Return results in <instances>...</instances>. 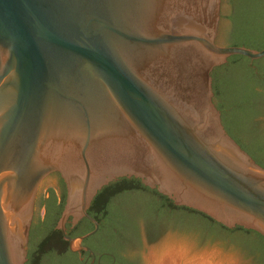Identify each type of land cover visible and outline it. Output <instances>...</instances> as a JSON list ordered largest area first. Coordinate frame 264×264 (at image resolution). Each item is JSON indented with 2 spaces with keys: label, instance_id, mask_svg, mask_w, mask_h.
Listing matches in <instances>:
<instances>
[{
  "label": "water",
  "instance_id": "obj_1",
  "mask_svg": "<svg viewBox=\"0 0 264 264\" xmlns=\"http://www.w3.org/2000/svg\"><path fill=\"white\" fill-rule=\"evenodd\" d=\"M225 29L226 0H0V264L27 261L49 179L71 251L123 177L264 237V169L226 132L211 77L264 47L222 46ZM83 218L95 228L67 237Z\"/></svg>",
  "mask_w": 264,
  "mask_h": 264
},
{
  "label": "flooded vegetation",
  "instance_id": "obj_2",
  "mask_svg": "<svg viewBox=\"0 0 264 264\" xmlns=\"http://www.w3.org/2000/svg\"><path fill=\"white\" fill-rule=\"evenodd\" d=\"M235 5L237 8L236 21L240 22V19L244 17L249 11H253L260 6H263L264 0H235ZM220 9H221V1H220ZM220 19L221 18H219V25H220ZM261 28H262V23H261ZM262 37H263V33H262ZM263 46H264V37H263ZM246 59L251 63V66L249 67V74L245 81V87H247V91H248V98H247L248 101L246 105L240 106L241 108L233 107L232 109L233 111H230V117L233 119L235 116L239 114L238 111L253 110L256 112L259 111V113L258 115L252 116L249 119V121L257 118L263 119L264 118V57L257 60H250L248 58ZM218 68L219 67L215 68L211 73L212 85L214 82L213 80L214 71ZM236 71H237V66H233L231 70L216 75L215 79L216 80L219 79V81H223L228 78H233L234 80H238L237 77L238 75L236 74ZM239 96L240 93L237 96H234L232 99L227 98L225 102L229 105L231 104L235 105ZM249 134L250 133L248 132L246 136L249 142L251 143L252 139L255 137ZM262 134L263 135L261 137H258L259 139H264V132H262ZM50 176L59 179L61 182H63L60 174L58 173L50 174ZM123 178H119L115 181H112L103 188H105L104 190L106 197L108 200L112 202L113 208L119 211L121 214H124L127 217V220H129V218L133 214L132 203L123 200L121 195H123L124 192L118 191L117 188L115 187L117 184H119V182H121ZM127 179L139 180L134 177H130ZM103 188L101 190H103ZM46 197L49 196L47 195ZM51 197L52 195H50V198ZM62 200H65V196L64 197L62 196ZM158 202H161L163 206L157 207L156 209H152L154 210V212L157 213L158 216L164 215L167 216L168 219L175 217V219L178 222L184 224L186 223L185 222V219L187 218L186 216L193 214L197 217L198 215L206 217L208 220L213 222L211 218H209L208 216H206L205 214L199 211H196L194 209L185 206L174 205L173 201L167 197L159 198ZM45 203L43 202L40 206V208L44 209V214L37 224L38 232H36V237L34 242H31L30 240L32 234V228L34 225V216L31 222L28 244H27V261L25 262V264H143L142 253L140 249L136 248L135 250L129 252L125 248L126 243H128L129 241L128 235L119 234V238H117L116 241H113L112 239H110L109 236L105 234H101L99 232L100 225L98 222H97L98 227L96 232L80 241L81 246L85 247L86 249L71 251L69 248V241L64 239L62 232L56 229L55 225L51 226L50 229H46V230L42 228V226L45 225V223L47 224V220L49 219L50 216V209L47 208ZM140 204L144 205L143 202H140ZM58 207H61V211H62L63 204L62 206L59 204ZM158 208L159 210L157 212ZM187 211H190L191 213H187ZM192 219L195 224H198L196 222L198 219H194V218ZM136 224L139 227V221L136 222ZM94 228L95 226L86 218L80 219L75 225H70L69 222H66L65 235L70 238H77L86 235ZM111 232H115V231L111 230ZM119 232H141V230L140 228H138L136 229V231H130L129 229L127 230L121 228ZM152 232H157V230H152ZM162 232H188V230L167 229ZM162 238L163 236L160 237L159 239H156L153 242L148 243L147 246L152 247L155 244L161 243L163 240ZM29 256L30 257L34 256V259L29 258Z\"/></svg>",
  "mask_w": 264,
  "mask_h": 264
},
{
  "label": "rangeland",
  "instance_id": "obj_3",
  "mask_svg": "<svg viewBox=\"0 0 264 264\" xmlns=\"http://www.w3.org/2000/svg\"><path fill=\"white\" fill-rule=\"evenodd\" d=\"M236 11L235 0H226V29L221 34L222 46H225L226 44L228 46H235L236 44L234 41L235 31H239L240 28H236L235 30V26L239 23L236 21ZM237 65L250 67L251 63L243 60H239L237 63V61L232 59L228 68L221 70L216 74L219 75V73L231 70L233 66ZM236 74L239 75V71H236ZM219 87L221 88V85ZM216 101L217 104H219L224 103L225 100L223 99L220 101L216 99ZM248 123L249 133L255 138L261 137V129L264 127V118L253 119L248 121ZM140 184L142 183L136 182L134 185L139 186ZM138 191L139 192L124 194V200L132 203L133 210V214L129 218V224L127 223V226L129 228V226L132 225L134 229L129 228V230L132 231H136L138 228L141 230V232H130L131 235H129V241L126 243L125 248L129 252L136 248L140 249L143 264H147V258H149L151 253L162 250L169 244L183 245L192 254L214 253L218 260L227 261L230 264H263L260 260L259 253L254 248L245 245L244 237L240 233H229L220 227L221 224L212 222L206 217L200 215H198V217L193 214H190L189 216L187 215V218L185 219L186 223L184 224L178 222L175 217L168 219V217L164 215L158 216L154 210H150L145 204L141 205L140 202H142L143 199L159 201V197L150 190L138 189ZM66 193V188L49 179L39 203L32 242L35 241L36 232H38L37 224L44 214V209L40 208L41 204L46 202L45 204L47 208L50 209V215L52 216L42 228L46 230L54 225L56 228L61 215L60 213V215L57 216L59 211H61V207L58 206L59 204L61 206L62 204L64 205L65 200H62V196H65L66 198ZM47 195L49 197H46ZM50 195H52L51 198ZM158 210L159 208L157 209V212ZM187 213L191 212L187 211ZM192 218L198 219L196 221L198 224H195ZM138 221L139 227L136 224ZM122 229H127V227L123 226ZM167 229H181L188 230V232H162ZM152 230H157V232H152ZM120 234L123 233L121 232ZM162 236L163 240L161 243L155 244L152 247L147 246L148 243L153 242Z\"/></svg>",
  "mask_w": 264,
  "mask_h": 264
},
{
  "label": "trees",
  "instance_id": "obj_4",
  "mask_svg": "<svg viewBox=\"0 0 264 264\" xmlns=\"http://www.w3.org/2000/svg\"><path fill=\"white\" fill-rule=\"evenodd\" d=\"M264 17V5L258 7L253 11H249L244 17L240 19V22L237 24L236 28H239V31H235L234 41L236 42L235 46H243L250 49L261 50L263 46V37H262V28L261 23ZM235 28V30H236ZM234 61L241 60L238 57L233 58ZM243 60V59H242ZM248 61V60H247ZM216 71V70H215ZM213 74V93L214 98L217 100H226L232 99L234 96H237L240 93L239 98L235 105L224 103H219L216 107L221 113V121L226 130V132L240 145V147L246 151L254 161L264 169V139H255L253 138L251 143L249 142L246 134L249 132L248 121L254 116L258 115L259 111L253 110H242L238 111L239 114L233 119L230 117V111H233V107L241 108L240 106L246 105L248 101V91L245 87V81L249 74V67L237 65V71H239L238 80L233 78H228L226 80L218 81L216 80V73ZM221 82V83H220ZM221 85V88L219 87ZM235 112V111H234ZM261 132H264V128L261 129ZM250 135V134H249ZM263 135V134H262ZM136 182L139 180H128L123 178L119 184L115 187L118 191L124 192L121 195L124 200V194L139 192L138 189L150 190L155 193L159 198H164L165 196L159 194L156 190H151L142 184L135 186ZM132 184V185H131ZM105 188L99 191L97 195L92 200L89 208L88 214L92 216L100 225L99 232L110 237L113 241H116L119 238V232L123 226L127 229H134L132 225L129 224V220L124 214H121L119 211L113 208V204L110 200L107 199L105 194ZM150 210L156 209L157 207L163 206L161 202L155 200L143 199L142 201ZM61 211H59L60 215ZM51 215L49 216L50 220ZM214 222V221H213ZM220 227L229 233H240L244 237V243L246 246L254 248L260 255V260L264 264V237L258 234L255 231L247 230L242 227H235L228 229L222 225ZM114 230L115 232H111ZM132 231V230H130ZM123 234L131 235L130 232H122ZM29 258L34 259V256H29Z\"/></svg>",
  "mask_w": 264,
  "mask_h": 264
},
{
  "label": "bare ground",
  "instance_id": "obj_5",
  "mask_svg": "<svg viewBox=\"0 0 264 264\" xmlns=\"http://www.w3.org/2000/svg\"><path fill=\"white\" fill-rule=\"evenodd\" d=\"M147 264H230L218 260L214 253L192 254L185 246L166 245L162 250L151 253Z\"/></svg>",
  "mask_w": 264,
  "mask_h": 264
}]
</instances>
